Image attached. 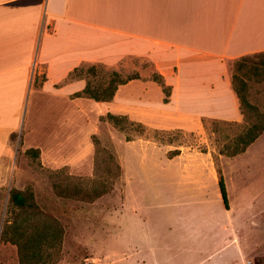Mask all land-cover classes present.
<instances>
[{
  "label": "crops",
  "instance_id": "obj_1",
  "mask_svg": "<svg viewBox=\"0 0 264 264\" xmlns=\"http://www.w3.org/2000/svg\"><path fill=\"white\" fill-rule=\"evenodd\" d=\"M260 52H264V0H0V168L28 95L37 99L40 93L48 95L51 111L61 103L89 104L101 113L108 110L160 130L191 129L185 127L186 121H193L195 129L204 118L241 122L244 116L232 85L233 62ZM131 59L150 62L163 75L171 86L168 102L160 84L143 78L150 76L143 68L141 78L120 85L112 101L73 97L86 86L85 79L66 81L76 67L103 63L117 70ZM154 92L157 102L152 100ZM60 125L62 130L50 137H73L72 117ZM96 131L87 133L88 150L76 159L88 156L96 146L91 138ZM67 142L75 143L70 138ZM122 145L123 151L117 152L123 198L114 224L113 251L128 258L120 260L127 264L249 261L245 260L247 226H257L259 212L245 196L241 203L232 200L233 182L247 183L239 173L223 168L235 157L220 154L219 165L211 153L181 150L170 158L167 144L148 138ZM48 157L49 164L59 161Z\"/></svg>",
  "mask_w": 264,
  "mask_h": 264
},
{
  "label": "rangeland",
  "instance_id": "obj_2",
  "mask_svg": "<svg viewBox=\"0 0 264 264\" xmlns=\"http://www.w3.org/2000/svg\"><path fill=\"white\" fill-rule=\"evenodd\" d=\"M140 68L150 73L144 79L153 77L155 71L151 63L140 59H131L117 70L123 75H132L139 73ZM249 77L248 98L264 110V80L258 81L252 75ZM30 96H27L16 136L11 137L9 153L1 160L0 264H19L17 246L1 239L4 224L14 216V208L10 204V192L14 188L32 190L42 210L36 217L37 221L42 224L53 220L54 228L62 230L60 240L53 237L56 235L53 230L52 247L45 255L47 260L44 264H127L120 258H128V255L113 251L114 224L122 207L124 183L117 149L123 151L122 144L127 137L162 142L167 144L168 150L211 153L220 165V149L234 141L245 123L242 120L237 124H215L212 121L216 119L207 118L195 129L193 121H186L185 127L191 129L160 130L144 124V128L138 127L139 122L128 118L125 128L119 130L102 119L101 115H106L108 110L101 113L89 104L79 107L61 103L58 110L51 111L48 103L52 100L48 95L40 93L38 99L36 95L34 98ZM151 96L157 102L158 94L154 92ZM88 102L93 103L92 100ZM83 115H87L88 122ZM71 117L72 128L69 131L73 137H50V133L62 130L61 120ZM95 128L98 131L91 134V138L94 140L96 137L98 143L94 142L96 146L88 156L76 159L88 150L87 133ZM68 138L75 143L70 145ZM27 146L41 148L40 156L28 153ZM248 148L247 152L233 156V161L225 163L223 168L247 179L243 186L233 182L231 196L238 203L247 197L250 206L255 205L259 212L258 222L254 223L257 226L253 227L251 223L247 226L245 260H249L246 264H264V133ZM48 155L51 160L59 161L49 164ZM75 187L88 194H75ZM97 193H101L98 198L89 199Z\"/></svg>",
  "mask_w": 264,
  "mask_h": 264
},
{
  "label": "trees",
  "instance_id": "obj_3",
  "mask_svg": "<svg viewBox=\"0 0 264 264\" xmlns=\"http://www.w3.org/2000/svg\"><path fill=\"white\" fill-rule=\"evenodd\" d=\"M253 76L258 81L264 80V52L253 53L242 56L233 62L232 85L240 101V109L244 116L243 130L236 136L234 141L226 144L220 149V154L229 157L243 153L247 148L255 142L261 134L264 133V110L257 104L252 103L248 98L249 76ZM100 76V77H98ZM139 73L132 75H123L122 72L112 69L103 63L83 64L76 67L66 81L74 79H85L86 86L83 90L73 94V97H88L96 101H112L120 85L126 84L133 79H140ZM247 78V79H246ZM153 80L161 85L165 94L164 102H168L171 96V86L165 82L162 74L154 72ZM38 79H36V82ZM111 123L115 128L123 130L124 123L128 122L125 115H117L108 112L102 116ZM207 119H203L205 122ZM213 123L237 124L235 121H218L213 120ZM138 127L144 128L142 123L137 124ZM133 138L127 137V140ZM94 142L98 141L94 137ZM28 153H32L36 157L40 156V148H29ZM180 149L168 151L170 158L180 154ZM220 179V189L226 208H229L228 194L226 184L221 169L218 168ZM63 193V189L60 190ZM75 194L86 196L84 190L75 187ZM101 193H97L94 197H89L90 200L98 198ZM10 204L14 208L13 219H8L3 226L1 239L10 241L18 248L19 264H44L46 263V253L49 252L51 245V236L55 230V236L62 239V230L55 229L53 220L39 223L36 219L38 214L42 213L37 204L34 192L30 189L20 190L12 189L10 192ZM37 221V222H36ZM43 260V261H42Z\"/></svg>",
  "mask_w": 264,
  "mask_h": 264
}]
</instances>
